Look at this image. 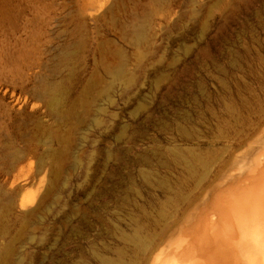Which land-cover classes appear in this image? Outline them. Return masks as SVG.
Here are the masks:
<instances>
[{"label": "rangeland", "instance_id": "374dc122", "mask_svg": "<svg viewBox=\"0 0 264 264\" xmlns=\"http://www.w3.org/2000/svg\"><path fill=\"white\" fill-rule=\"evenodd\" d=\"M263 68L264 0H0V264L158 258Z\"/></svg>", "mask_w": 264, "mask_h": 264}, {"label": "bare ground", "instance_id": "6f19581e", "mask_svg": "<svg viewBox=\"0 0 264 264\" xmlns=\"http://www.w3.org/2000/svg\"><path fill=\"white\" fill-rule=\"evenodd\" d=\"M138 32L137 40L141 41L147 33ZM111 76L114 75L111 73ZM255 77L262 83V102L252 106L257 97L250 95L246 101L239 98L246 111L241 123L244 137L214 150L221 154V160L197 184L192 200H199L183 209L179 222L166 227L164 251L148 264H264V77L258 74ZM238 85L243 90L242 83ZM220 91L230 92L222 83ZM201 96L200 101L207 104L209 100L204 94ZM198 107L203 117V107ZM253 124L256 125L251 127ZM259 125L261 129L257 128ZM257 131L255 138L249 140ZM180 158L190 174L188 178L196 171L195 159L203 166L207 162L203 155H196L190 149L181 150ZM102 262L121 264L109 259Z\"/></svg>", "mask_w": 264, "mask_h": 264}]
</instances>
